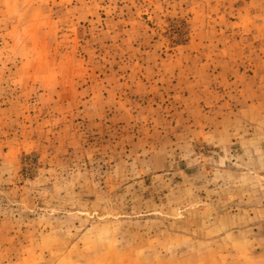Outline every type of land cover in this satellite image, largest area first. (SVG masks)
Masks as SVG:
<instances>
[{
	"label": "rangeland",
	"instance_id": "obj_1",
	"mask_svg": "<svg viewBox=\"0 0 264 264\" xmlns=\"http://www.w3.org/2000/svg\"><path fill=\"white\" fill-rule=\"evenodd\" d=\"M0 264H264V0H0Z\"/></svg>",
	"mask_w": 264,
	"mask_h": 264
}]
</instances>
